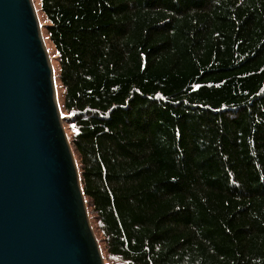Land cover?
Returning <instances> with one entry per match:
<instances>
[{
	"label": "trees",
	"instance_id": "obj_1",
	"mask_svg": "<svg viewBox=\"0 0 264 264\" xmlns=\"http://www.w3.org/2000/svg\"><path fill=\"white\" fill-rule=\"evenodd\" d=\"M37 1L109 264H264V0Z\"/></svg>",
	"mask_w": 264,
	"mask_h": 264
},
{
	"label": "water",
	"instance_id": "obj_2",
	"mask_svg": "<svg viewBox=\"0 0 264 264\" xmlns=\"http://www.w3.org/2000/svg\"><path fill=\"white\" fill-rule=\"evenodd\" d=\"M0 264H105L32 0H0Z\"/></svg>",
	"mask_w": 264,
	"mask_h": 264
},
{
	"label": "rangeland",
	"instance_id": "obj_3",
	"mask_svg": "<svg viewBox=\"0 0 264 264\" xmlns=\"http://www.w3.org/2000/svg\"><path fill=\"white\" fill-rule=\"evenodd\" d=\"M32 3L34 4V7L36 9V13H37V16H38V19L40 22L42 37L44 39L46 51H47L51 66L53 68V73H54V78H55V88H56V93H57V100H58V104L60 106L62 104V92L63 91H62V89L59 85V82H58V77H59L58 62L56 60L55 51H54L51 43L49 42L47 34H46V29H45L46 21H45L43 15L40 13V6H39L40 4L37 0H32ZM63 126H64V130L66 132L64 122H63ZM66 135H67V132H66ZM75 161H76V164L79 168V164H78V160H77L76 156H75ZM90 222H91V225L93 227L94 233L96 235L97 241L100 245V249L102 248V250H103L104 246L102 243V237H101V235H100V233L96 227L95 221L92 218H90ZM102 250H101V252H102ZM103 260H104V262L107 261V263L109 264L108 261H110V260H109V258L107 259V254L104 251H103Z\"/></svg>",
	"mask_w": 264,
	"mask_h": 264
}]
</instances>
